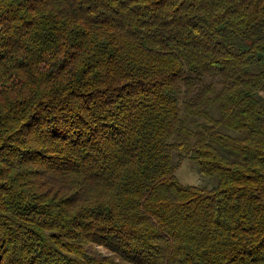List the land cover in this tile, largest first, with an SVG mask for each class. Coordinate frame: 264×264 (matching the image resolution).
I'll use <instances>...</instances> for the list:
<instances>
[{
    "label": "trees",
    "instance_id": "16d2710c",
    "mask_svg": "<svg viewBox=\"0 0 264 264\" xmlns=\"http://www.w3.org/2000/svg\"><path fill=\"white\" fill-rule=\"evenodd\" d=\"M262 93L264 0H0V264H264Z\"/></svg>",
    "mask_w": 264,
    "mask_h": 264
},
{
    "label": "rangeland",
    "instance_id": "374dc122",
    "mask_svg": "<svg viewBox=\"0 0 264 264\" xmlns=\"http://www.w3.org/2000/svg\"><path fill=\"white\" fill-rule=\"evenodd\" d=\"M264 96V93H262ZM178 180L184 185H198L200 181L199 174L194 163L191 160H186L177 171ZM202 183V182H201ZM205 184V182H203ZM102 254H106L103 248H98Z\"/></svg>",
    "mask_w": 264,
    "mask_h": 264
}]
</instances>
